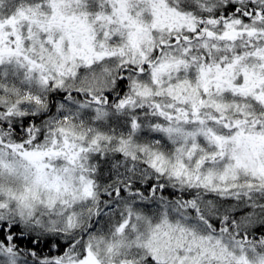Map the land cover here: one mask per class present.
<instances>
[{
  "label": "snow or ice",
  "instance_id": "1",
  "mask_svg": "<svg viewBox=\"0 0 264 264\" xmlns=\"http://www.w3.org/2000/svg\"><path fill=\"white\" fill-rule=\"evenodd\" d=\"M0 264H264V0H0Z\"/></svg>",
  "mask_w": 264,
  "mask_h": 264
}]
</instances>
